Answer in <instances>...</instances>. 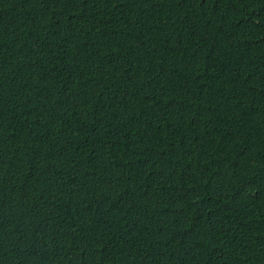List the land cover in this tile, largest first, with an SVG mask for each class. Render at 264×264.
I'll list each match as a JSON object with an SVG mask.
<instances>
[{"label": "trees", "instance_id": "1", "mask_svg": "<svg viewBox=\"0 0 264 264\" xmlns=\"http://www.w3.org/2000/svg\"><path fill=\"white\" fill-rule=\"evenodd\" d=\"M0 264H264V0H0Z\"/></svg>", "mask_w": 264, "mask_h": 264}]
</instances>
